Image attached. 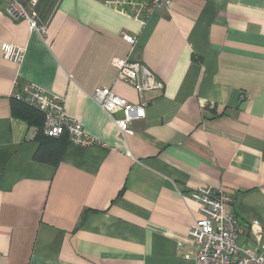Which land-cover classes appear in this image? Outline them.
Masks as SVG:
<instances>
[{"label": "crops", "instance_id": "1", "mask_svg": "<svg viewBox=\"0 0 264 264\" xmlns=\"http://www.w3.org/2000/svg\"><path fill=\"white\" fill-rule=\"evenodd\" d=\"M37 12L44 35L0 14V264H184L201 188L230 197L240 248L264 256V0H173L146 25L103 0H41ZM10 45L21 62L5 58ZM115 58L163 88L140 97ZM30 84L63 97L100 145L68 142L58 167L36 162L38 129L12 114ZM97 87L146 102L130 134Z\"/></svg>", "mask_w": 264, "mask_h": 264}, {"label": "built area", "instance_id": "2", "mask_svg": "<svg viewBox=\"0 0 264 264\" xmlns=\"http://www.w3.org/2000/svg\"><path fill=\"white\" fill-rule=\"evenodd\" d=\"M41 0H0V14L3 10L16 20L26 21L32 30L44 35L46 27L38 23L37 8ZM104 4L122 11L126 16L146 25L153 17L169 10L173 0H103ZM130 45L136 39L124 36ZM7 60L21 62L24 49L7 46L4 54ZM112 65L118 70V78L129 82L140 97L149 92L161 90V82L147 71L141 63L115 58ZM92 99L120 129L122 135L132 132V124L146 116V102L134 105L115 95L110 89L97 87ZM12 98L36 108L44 117V135L59 139L67 135L69 142L81 148L99 146L100 143L84 132L80 121L68 115L64 98L47 93L43 88L30 84L14 91ZM121 114V118H117ZM192 199L201 205L202 218L196 220L190 232L192 243L190 256H183L184 264H264V256L258 250H242L239 246L241 228L234 215L226 210L231 199L226 194L211 188H201L192 194ZM241 255V257H239Z\"/></svg>", "mask_w": 264, "mask_h": 264}, {"label": "trees", "instance_id": "3", "mask_svg": "<svg viewBox=\"0 0 264 264\" xmlns=\"http://www.w3.org/2000/svg\"><path fill=\"white\" fill-rule=\"evenodd\" d=\"M14 118L27 123L30 127L38 129L36 142L38 143L34 160L38 163L58 167L63 160L66 147L69 142L67 135L59 139H53L44 135V117L34 107H30L21 102H14L12 107Z\"/></svg>", "mask_w": 264, "mask_h": 264}]
</instances>
